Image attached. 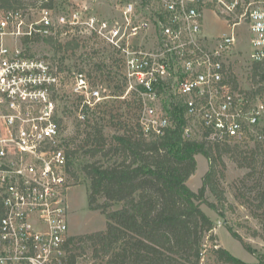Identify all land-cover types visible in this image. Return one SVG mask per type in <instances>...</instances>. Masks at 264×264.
Here are the masks:
<instances>
[{
    "label": "built area",
    "instance_id": "2783aa9c",
    "mask_svg": "<svg viewBox=\"0 0 264 264\" xmlns=\"http://www.w3.org/2000/svg\"><path fill=\"white\" fill-rule=\"evenodd\" d=\"M34 1L0 8V264L65 258L70 99L80 121L110 100L98 68L71 72L60 59L35 55L31 49L45 39L64 47L63 38L78 47L92 40L98 50H112L103 71L114 83L110 97L136 102L147 137L165 135L175 122L171 111L182 108L187 139L196 138L194 122L212 143H263L264 100L238 87L235 56L246 37L252 66L264 62V0ZM100 1L116 2L112 15L91 12ZM59 3L67 5L62 13ZM207 10L228 32L206 35ZM116 85L121 96L113 95ZM206 249L200 264H209Z\"/></svg>",
    "mask_w": 264,
    "mask_h": 264
},
{
    "label": "trees",
    "instance_id": "16d2710c",
    "mask_svg": "<svg viewBox=\"0 0 264 264\" xmlns=\"http://www.w3.org/2000/svg\"><path fill=\"white\" fill-rule=\"evenodd\" d=\"M25 2L0 0V8H22L27 5ZM44 42L57 52L65 48L56 45L51 38ZM67 49L77 50L78 45L69 43ZM97 68L102 72V82L112 88L111 75L104 76L103 72L107 64ZM251 81L252 93L264 98V62L253 64ZM122 94L121 86H114L113 95ZM134 105L136 102L116 98L103 102L86 113L85 120L80 121L82 129L77 130L78 136L67 142L70 177L78 180L79 172L84 175L89 182V209L105 215L107 227L90 234L70 236L65 258L54 260L52 264H80V260L86 264H200L202 253L208 247L205 248V240L217 243L214 231L221 224L205 213L202 206L209 207L222 220L226 219V211L232 209L227 205L226 191L222 188L224 157L230 155L237 159L236 154L242 155L252 169L249 179L256 174L258 158H264V141L250 154L243 155L238 151L240 144L221 145L204 137L185 138L187 120L182 108L171 111L175 122L165 135L147 137L138 123ZM91 116L102 123H94ZM59 123L62 125L64 121L59 120ZM106 126L116 133L107 136ZM198 155L208 159L209 169L201 188L193 191L187 183L197 171ZM84 158L89 160L82 162ZM255 181L249 188L252 199L248 198L246 204L253 217L261 221L264 186L260 179ZM208 192L214 195L216 202L209 201ZM118 203L121 207L114 209ZM228 230L258 259V264H264V256L234 228ZM251 235L260 234L254 231ZM209 253L215 263L252 264L234 257L222 246L211 247Z\"/></svg>",
    "mask_w": 264,
    "mask_h": 264
},
{
    "label": "rangeland",
    "instance_id": "374dc122",
    "mask_svg": "<svg viewBox=\"0 0 264 264\" xmlns=\"http://www.w3.org/2000/svg\"><path fill=\"white\" fill-rule=\"evenodd\" d=\"M26 1L24 5L32 6L34 5V0H24ZM115 1H100L95 5H92L91 12L99 13L101 15H107L108 17L112 15L115 10ZM57 11L60 13L63 12V9L66 10L64 4H58ZM71 9V8H68ZM205 16V32L208 36H217L223 33L228 32V28L223 21L215 16V14L207 10L204 14ZM245 36H247L245 34ZM63 43L66 45L63 50L57 52L54 48L46 45L44 42L34 45L31 49L32 52L40 57L51 58L54 62L56 60H61L66 63L71 72H75L77 69L83 68L86 72L93 71L98 67V65L105 62H112L114 59V53L109 48H104L98 50L95 48V43L91 40V43L88 40H85V45L83 47H78L77 50L67 49V42L70 39L63 38ZM251 47L246 39L241 40V43L238 44L236 48V64L235 72L236 79L239 88L245 90H253V85L251 81L252 73V64L249 61ZM119 71V69H117ZM103 78V77H102ZM72 85V79H71ZM102 88H107L104 84H99ZM114 83L112 84V86ZM71 87V86H70ZM105 96H108V99L113 100L114 98L110 97V88L108 91H105ZM71 103L69 104V109L71 110L68 116H66V130L65 135L68 139L76 138L78 135L77 130L81 131L82 127H79L80 120L78 119V114L75 112L74 105L72 101H76V98L71 97ZM264 100V98H263ZM119 102H117V105ZM120 105V104H119ZM125 112L124 109H122ZM91 118H94L91 116ZM100 121L99 119L94 118V123ZM190 128L193 130L195 137L200 138L201 130L197 128L194 122L189 123ZM81 133V132H80ZM105 133L107 136H112L116 132L112 128L106 126ZM82 134V133H81ZM83 135V134H82ZM81 140L78 139L77 142ZM235 146V145H234ZM256 145L253 142L244 143L240 145L239 152H243V155L250 154L252 150H255ZM236 154V153H234ZM234 159L230 155L224 157V173L225 179L222 180V188L226 191L227 196V205L232 206L231 210L226 211V219L222 220L220 216L212 211L206 205L202 206V209L207 213L215 222L221 223L214 231V235L218 239L217 243L212 244L209 240H205V245L207 247V259L209 264H214V258L212 254L209 253L211 247L215 244H218L219 247L223 246L227 251H229L234 257L246 262V263H255L258 264V259L251 254L244 245L236 240L228 228H234L247 243H249L258 254L264 256V215L261 221L255 219L252 215V210L246 204L247 199H252L250 195L249 188L256 183V179H260L261 183L264 186V158H258V162L255 166L256 174L253 179H249L248 174L252 169L248 168V162L242 158V155L236 154ZM197 159V171L189 179L188 186L193 191H198L202 186L203 177L209 169V161L203 155H198ZM88 158L82 159V162L88 161ZM254 170V169H253ZM80 173L78 180L72 179L70 181L71 186L68 191V201H67V211H68V224H69V234L70 236H77L81 234H90L97 231L105 230L107 227V218L100 211H92L89 209V182L84 178V175ZM236 195L241 197L237 199ZM253 196V195H252ZM209 201L216 202V198L210 192L207 193ZM121 207V204L118 203L114 209ZM224 221V222H223ZM257 231L259 236L253 237L251 234ZM80 264H86L85 261L80 260Z\"/></svg>",
    "mask_w": 264,
    "mask_h": 264
},
{
    "label": "crops",
    "instance_id": "0c3cea01",
    "mask_svg": "<svg viewBox=\"0 0 264 264\" xmlns=\"http://www.w3.org/2000/svg\"><path fill=\"white\" fill-rule=\"evenodd\" d=\"M223 247V246H222ZM224 248V247H223ZM253 264V263H252ZM255 264V263H254Z\"/></svg>",
    "mask_w": 264,
    "mask_h": 264
}]
</instances>
